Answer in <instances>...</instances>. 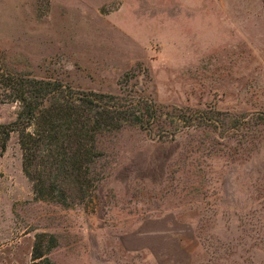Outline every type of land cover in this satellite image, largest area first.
Here are the masks:
<instances>
[{
    "label": "rangeland",
    "instance_id": "rangeland-1",
    "mask_svg": "<svg viewBox=\"0 0 264 264\" xmlns=\"http://www.w3.org/2000/svg\"><path fill=\"white\" fill-rule=\"evenodd\" d=\"M0 67L139 88L186 114L164 115L178 126L170 138L102 135L97 177L67 205L34 194L12 133L0 147V264H33L40 241L52 264H264V0H0ZM18 110L0 100V123Z\"/></svg>",
    "mask_w": 264,
    "mask_h": 264
},
{
    "label": "trees",
    "instance_id": "trees-1",
    "mask_svg": "<svg viewBox=\"0 0 264 264\" xmlns=\"http://www.w3.org/2000/svg\"><path fill=\"white\" fill-rule=\"evenodd\" d=\"M137 92L141 90L120 95L75 89L59 80L29 77L0 67V100L19 103L15 119L0 123V147L4 149L10 135L17 134L22 171L39 198L63 205L82 199L90 181L97 177L91 167L102 156L97 149L102 135L136 127L157 134L159 139L170 138L178 126L164 115L186 117L183 108L166 110ZM190 118L184 127L201 123L197 115ZM55 244L51 236L48 248ZM32 260L33 264H52L41 241L34 244Z\"/></svg>",
    "mask_w": 264,
    "mask_h": 264
}]
</instances>
